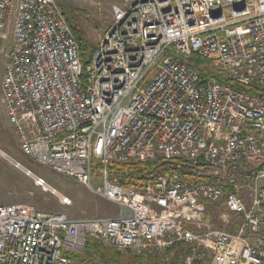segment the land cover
<instances>
[{
	"label": "built area",
	"instance_id": "1",
	"mask_svg": "<svg viewBox=\"0 0 264 264\" xmlns=\"http://www.w3.org/2000/svg\"><path fill=\"white\" fill-rule=\"evenodd\" d=\"M118 1L84 67L56 0H0L21 153L120 207L90 218L2 204L0 264H72L64 250L82 253L87 236L164 264H264V96L204 83L190 61L264 92V0ZM159 156L172 172L144 188L109 168Z\"/></svg>",
	"mask_w": 264,
	"mask_h": 264
},
{
	"label": "rangeland",
	"instance_id": "2",
	"mask_svg": "<svg viewBox=\"0 0 264 264\" xmlns=\"http://www.w3.org/2000/svg\"><path fill=\"white\" fill-rule=\"evenodd\" d=\"M61 1L67 10L74 8L87 9L90 16L100 23L101 28L99 29L84 17H80L77 21V24L86 32L88 39L98 43V45L101 43V40L112 23L113 5L120 2L118 0ZM11 32L12 26L9 27L6 38L0 44V114L2 115V136L6 139V142H2V152L20 162L35 175L43 178L52 189L45 190L43 186L37 185L32 177L28 176L20 168H17L3 154H0V204H10L12 202L26 203L34 205L46 212H64L71 217L94 218L117 216L120 211V207L117 204L95 195L84 185L53 171L48 166L33 161L21 153L17 134L9 123L1 89L5 66L11 56ZM90 55L82 58L84 67H86V60ZM99 175L97 171L94 172L93 184L95 186L100 182ZM53 190L57 193H54ZM62 197L68 198L70 201L65 203L66 199L63 201ZM213 225L219 228L220 222L214 221ZM122 254L126 255L128 253ZM137 256H142V254ZM157 259L162 261L159 257Z\"/></svg>",
	"mask_w": 264,
	"mask_h": 264
},
{
	"label": "trees",
	"instance_id": "3",
	"mask_svg": "<svg viewBox=\"0 0 264 264\" xmlns=\"http://www.w3.org/2000/svg\"><path fill=\"white\" fill-rule=\"evenodd\" d=\"M56 2L65 15L80 44L82 58L89 56L97 49L98 43L88 39L86 32L77 24V21L80 17H84L87 21L95 24L99 29L101 28L100 23L90 16L87 9L74 8L67 10L61 0H56ZM190 61L191 66L199 73L204 83L216 81L233 88L252 91L253 93L264 96V92L241 86L232 82L227 76L219 74L210 66L209 61L197 54H194ZM169 164V161H166L163 157L159 156L156 159L147 162H113L110 164L109 168L112 173H121V180L124 185L144 188L149 184L154 183L158 176L171 173L172 169ZM258 167L264 168V161H262ZM177 250L178 249L175 248L171 252L176 253L178 252ZM64 254L72 264H164L162 261L158 260L157 257H153L152 255L146 254L137 256L130 253L123 255L120 252L101 246L90 236H87L86 246L82 253L64 250Z\"/></svg>",
	"mask_w": 264,
	"mask_h": 264
},
{
	"label": "water",
	"instance_id": "4",
	"mask_svg": "<svg viewBox=\"0 0 264 264\" xmlns=\"http://www.w3.org/2000/svg\"><path fill=\"white\" fill-rule=\"evenodd\" d=\"M2 154L7 157L17 168H20L21 170H23L28 176L32 177L35 181L39 180V177L37 175H35L34 173H32L30 170H28L26 167H24L22 164H20L18 161L12 159L11 157H9L7 154H5L4 152H2ZM50 188L49 190L52 189V187L48 184L45 183L43 188ZM54 193H57L55 190H53Z\"/></svg>",
	"mask_w": 264,
	"mask_h": 264
},
{
	"label": "crops",
	"instance_id": "5",
	"mask_svg": "<svg viewBox=\"0 0 264 264\" xmlns=\"http://www.w3.org/2000/svg\"><path fill=\"white\" fill-rule=\"evenodd\" d=\"M1 84H2V82H1ZM2 89V88H1ZM10 123V122H9ZM12 126V125H11ZM2 142H6V139H5V137H3L2 136V115L0 114V154H2ZM20 163V162H19ZM21 164V163H20ZM33 173V172H32ZM39 177V176H38ZM34 182L36 183V181L34 180ZM10 204H13V202L12 203H10ZM0 205H2V204H0Z\"/></svg>",
	"mask_w": 264,
	"mask_h": 264
},
{
	"label": "bare ground",
	"instance_id": "6",
	"mask_svg": "<svg viewBox=\"0 0 264 264\" xmlns=\"http://www.w3.org/2000/svg\"><path fill=\"white\" fill-rule=\"evenodd\" d=\"M44 189H45V190H49L50 188L46 187V188H44ZM65 199H66L65 203L70 201L68 198L62 197V200H63V201H64Z\"/></svg>",
	"mask_w": 264,
	"mask_h": 264
}]
</instances>
